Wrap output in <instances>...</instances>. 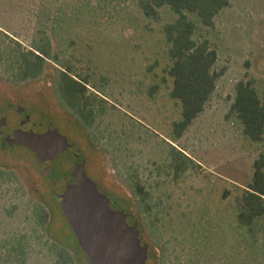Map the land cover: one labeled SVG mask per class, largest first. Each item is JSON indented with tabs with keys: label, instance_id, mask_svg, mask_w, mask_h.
Wrapping results in <instances>:
<instances>
[{
	"label": "rangeland",
	"instance_id": "obj_1",
	"mask_svg": "<svg viewBox=\"0 0 264 264\" xmlns=\"http://www.w3.org/2000/svg\"><path fill=\"white\" fill-rule=\"evenodd\" d=\"M160 16L146 19L136 0H0V99L25 108L35 133L56 130L72 145L50 164L54 191L32 152H0V264H88L53 194L71 181L74 154L98 191L133 216L128 223H137L158 264H264V243L257 252L246 249L236 213L264 140L245 137L231 112L239 81L264 90V0H230L213 28L188 15L196 25L193 39H207L216 51L213 71L221 75L180 138L173 129L182 108L169 95L172 61L163 31L176 15L162 8ZM45 36L53 59L38 78L17 82L11 50L30 49ZM62 68L87 80L90 126L61 96ZM173 148L192 163L176 167L183 157ZM134 181L148 194L147 210ZM49 228L71 248L55 242Z\"/></svg>",
	"mask_w": 264,
	"mask_h": 264
},
{
	"label": "trees",
	"instance_id": "obj_2",
	"mask_svg": "<svg viewBox=\"0 0 264 264\" xmlns=\"http://www.w3.org/2000/svg\"><path fill=\"white\" fill-rule=\"evenodd\" d=\"M229 3L230 0H136L138 9L146 19L159 21L162 8H168L176 15L172 23L163 26V31L167 43L170 44L169 57L172 61L167 71L173 80L169 95L170 98L179 101L182 108V119L174 124L173 129L177 138H180L194 119L203 112L206 102L216 88V80L221 75L213 71L217 53L211 48L209 41L193 39L196 25L188 15H196L204 27L213 28L215 18L228 7ZM52 59L50 40L45 36L30 49H23L18 45L11 50L9 68L13 70L14 79L17 82H26L41 76L46 70L48 61ZM62 69L59 72L57 84L61 96L66 106L74 111L82 123L90 126L94 121V112L87 95V80L74 76L70 68ZM157 88L158 86H154L153 90ZM231 112L240 119L245 137L252 142H263L264 90L259 94L251 81H239L235 86ZM173 150L183 157V160L176 161L178 162L176 167L184 169L187 162L192 163L181 152L175 148ZM133 189L141 202L145 203L147 210L148 194L144 187L138 181H134ZM236 213L237 227L241 230L240 235L249 241L246 249L259 251L261 249L259 245L264 243V152L253 163L251 183L239 198ZM57 231L49 228L48 234L64 249L71 248L63 235ZM75 243L84 256L76 240ZM12 250L17 252L18 246H12ZM84 258L86 259L85 256ZM86 262L88 263L87 259ZM158 262L157 256L148 246L146 264H158Z\"/></svg>",
	"mask_w": 264,
	"mask_h": 264
},
{
	"label": "water",
	"instance_id": "obj_3",
	"mask_svg": "<svg viewBox=\"0 0 264 264\" xmlns=\"http://www.w3.org/2000/svg\"><path fill=\"white\" fill-rule=\"evenodd\" d=\"M8 146L29 150L40 164L52 163L72 148L66 137L52 129L43 133L17 131ZM50 170V166L43 169L46 177ZM70 178L73 183L55 197L88 264H146L148 246L141 242L137 223H128L133 216L111 208L110 199L87 177L84 161L75 163Z\"/></svg>",
	"mask_w": 264,
	"mask_h": 264
},
{
	"label": "flooded vegetation",
	"instance_id": "obj_4",
	"mask_svg": "<svg viewBox=\"0 0 264 264\" xmlns=\"http://www.w3.org/2000/svg\"><path fill=\"white\" fill-rule=\"evenodd\" d=\"M36 127L37 124L31 121V117L25 108L21 107L18 104H12L6 101L5 99L2 98L0 99V152H6L9 150H13V148L15 147H18V146H13V147L8 146V140L13 138L15 132L20 130L26 132L29 131L34 132V129H36ZM75 161L80 162L81 161L80 157L78 159H75ZM50 164L51 163H45V164H40V166H42V168H46L47 166H50ZM44 177L48 182H50V186L54 191L57 182L51 178V170L49 177H46L45 175ZM53 183H55L54 187H53ZM68 183L69 184L73 183V180L71 179V181H69ZM53 194L55 196V192H53ZM110 202H111L110 206L112 209L114 210L119 209L120 206L119 202H117V205H115L116 201L112 199H110ZM131 219L132 218H128V221Z\"/></svg>",
	"mask_w": 264,
	"mask_h": 264
}]
</instances>
